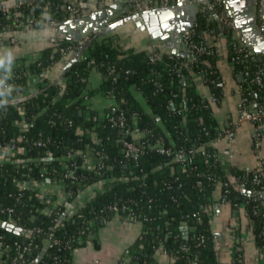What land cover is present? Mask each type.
Listing matches in <instances>:
<instances>
[{
	"label": "trees",
	"instance_id": "trees-1",
	"mask_svg": "<svg viewBox=\"0 0 264 264\" xmlns=\"http://www.w3.org/2000/svg\"><path fill=\"white\" fill-rule=\"evenodd\" d=\"M2 2L5 4V1ZM8 6V11H0V33L6 30L20 32L27 28L57 27L47 23L44 12L52 11L54 19L61 23L72 14L70 8L76 7L68 0H15L14 4ZM214 9L213 13H198L192 28L193 38L206 44L208 34L222 32L226 37L227 58L233 74L240 77L243 93L249 87L252 102H261L264 90L251 81L253 73L261 67L258 54L255 59L237 56L233 51L236 41L232 37V30L218 26L217 16L222 8L216 6ZM15 15L24 21L26 27H14ZM28 16L34 17L35 23L30 25L26 21ZM113 40L108 35L93 41L79 59L63 72L60 81L47 77L39 79L36 92L31 94H25L28 90L27 74L47 70L51 66L52 55L53 58H59V52L53 50L56 44L43 49L41 56L27 65L21 63L15 66L10 62L14 65L11 73L0 64V138L15 132L23 138V142H26L25 139L31 141L41 137L48 140L47 146L32 147L16 157L41 155L47 149L52 154L51 167L60 172L63 169L62 158L67 150L92 147L96 153L106 154L101 174L80 167L75 169V174L87 175L88 185L96 182L112 183L109 188L85 201L69 219L55 221V212H38L36 208L39 202L35 199L18 203L17 212L30 218L27 227L41 228L40 232H32L24 238L32 241L33 249L26 264H69L71 250L87 237L88 221L97 219L99 222L111 217L109 206L113 204L120 207V214L130 213L142 222L141 233L130 246L132 257L138 259L140 264L152 262L155 247L159 244L176 257L172 264H191L193 260L200 264H219L208 209L216 182L222 181L228 183L226 197L231 207L235 208L241 202L245 204L255 244L262 248L264 206L258 208L256 214L253 213L255 204H258L254 197L259 195L261 188L250 181L252 176L261 175L257 171L229 170L233 178L248 177L245 183L247 191H240L231 181L221 160H214L212 156L218 153L213 142L218 138L219 131L212 107L210 103L205 107L206 96L193 82L183 80L190 74L199 75L203 69L207 70L208 78L221 80L215 67L218 56L216 49L208 46L210 54H198L188 62L172 53H163L160 58L151 61L147 51L122 49ZM56 41L58 47L68 44L63 37ZM94 70L102 75L97 90L115 100V105L102 114L95 110L87 114L83 103L85 97L90 95L88 91L85 93L86 83L90 72ZM4 84L9 87L4 89ZM203 85L218 99L222 96V87L210 81H203ZM133 89L142 95L144 105L138 101ZM16 91L18 95L14 94ZM176 92L178 96L174 97ZM180 103L182 106H178ZM19 104L25 109L24 119L29 123L27 129L19 130L12 123L14 119L20 118L17 109ZM178 109H181L180 113ZM120 110L123 111L128 128L133 125L134 118L137 126L152 130L154 137L173 151L194 147L196 152L193 162L184 165L172 154L157 152L151 145L153 140L142 145L137 161L125 159L121 150L123 139L129 137L127 128L122 131L109 120L111 116L116 118ZM201 150H205V154H201ZM6 168L11 171V163ZM13 173L8 176L6 183H0V201L12 205L15 203L11 197ZM69 189L72 190L73 199L77 189L73 183H69ZM125 204L131 206L130 211L123 210ZM193 212L199 213V221L195 222ZM184 224L189 226L186 238L181 229ZM0 234L5 235L7 240L22 238L1 226ZM200 234L204 235L203 242L198 240ZM50 235L58 238L59 244L49 246L47 241ZM38 255L40 259L36 262ZM11 257L12 254L5 264H11Z\"/></svg>",
	"mask_w": 264,
	"mask_h": 264
},
{
	"label": "crops",
	"instance_id": "crops-1",
	"mask_svg": "<svg viewBox=\"0 0 264 264\" xmlns=\"http://www.w3.org/2000/svg\"><path fill=\"white\" fill-rule=\"evenodd\" d=\"M5 1L6 5L15 3V0H1ZM75 5L79 11L75 15L69 17H80L89 14L101 8L106 1L109 0H68ZM240 0H228L227 3L222 4V18L217 16L219 23L218 26L227 28L223 21H232L230 11L240 12ZM128 2L117 11L114 20L122 16V12L127 6ZM185 4V0H178L176 7L181 9ZM216 6L209 10L213 13ZM220 7V6H219ZM87 24V23H86ZM248 24L242 22L241 30L247 29ZM81 30V27H78ZM238 31L240 41L245 45L241 37V31ZM171 36V33H169ZM0 64H5L7 72L10 70L12 62L14 65L29 64L36 58L41 56L42 50L54 45L57 38H66V33H62L60 27L46 26L43 29L27 28L16 32L17 41L10 43L4 38L5 35L0 34ZM111 35L114 42L122 49L145 50L148 53L155 51L158 55L163 53L175 54L181 57L184 61L188 62L192 59V52L183 49V44L180 39L168 37L165 40L153 39L145 30L138 29L133 23L125 22L118 25L114 30L103 33L95 40ZM4 38V39H3ZM208 45L213 46L218 54L216 58V70L221 75L223 82L222 96L215 103H211L212 113L217 121L219 130H223L228 126V123L234 119L240 108L239 78L233 74L232 66L227 58L228 50L226 47V37L222 32H215L208 34L206 37ZM172 43V46L170 45ZM185 46L186 43L184 42ZM188 47V46H187ZM159 56V57H160ZM64 65L61 59L56 65L47 70L45 78L54 79L61 72V67ZM56 79V78H55ZM54 79V80H55ZM39 79L29 76L27 79L28 90L25 94H31L37 90V81ZM102 81V75L98 71H91L86 83V91L90 92L83 101L86 105L87 114L91 110H95L102 114L107 108L115 105V100L101 92L98 89ZM194 83L197 89L206 98L210 95L207 87L203 85L200 75L190 74L186 76L184 82ZM87 92V93H88ZM133 92L138 101L144 105L142 95L133 89ZM257 130L259 133L258 143L259 148L254 146L252 133ZM213 146L219 154V158L225 171L228 173L231 181L234 178L229 174L232 168L242 169L245 171H252L262 167L264 169V121L254 125L251 122L245 121L240 124L236 129L234 136L231 140L225 137H219L213 142ZM105 188L102 182L89 184L80 190L77 195L68 203V211L76 210L81 204L88 199L93 198ZM44 189L49 194L55 195L58 188L53 184H47ZM220 188L215 187L212 192V203L209 207L211 214L212 231L214 233V247L219 264H233L235 246L239 247L244 264H264V250H259L255 244L254 236L251 232L249 220L246 217L244 205L238 208L239 216V230H233L230 224L234 209L227 203L219 201ZM57 200H61L58 197ZM185 225V224H184ZM182 225V227L184 226ZM181 227V228H182ZM142 230V222L138 219H133L125 214H115L107 219L99 222L95 231L88 239H85L71 250L69 264H115L122 258L123 251L130 247L139 237ZM183 236L185 235L182 229ZM237 240V241H236ZM173 258L171 255L162 253L157 250L152 255L151 263L143 264H172Z\"/></svg>",
	"mask_w": 264,
	"mask_h": 264
},
{
	"label": "built area",
	"instance_id": "built-area-1",
	"mask_svg": "<svg viewBox=\"0 0 264 264\" xmlns=\"http://www.w3.org/2000/svg\"><path fill=\"white\" fill-rule=\"evenodd\" d=\"M21 2L24 0H20ZM170 0H135L134 1V7L133 12H139L143 10H147L152 7L157 6H164L168 4ZM256 8H255V20L257 21L258 29L261 31V33L264 35V20L262 19V16L264 14V9L261 3V0H256L255 2ZM8 5H5L0 0V11H8ZM70 12L77 13L78 10L76 7H71ZM222 12V11H221ZM219 14V18H222V14ZM45 18L47 19V23L50 25H59V22L54 19V13L51 11H45L44 14ZM15 23L14 27L17 29H20L22 27H26V24L24 21L18 17V15H15ZM26 21L31 25L35 23L34 17H26ZM225 26L227 28H230L232 30V37L236 41V44L233 46V51L237 53V56L240 55L250 57V59L256 58V53L251 47H248L244 45L239 37H238V31L236 30L234 23L232 21H223ZM193 28V27H192ZM192 28L190 30H185L183 32V38L184 42L188 46V48L192 52V59L195 58L198 54H210L211 49L208 48V43L203 44L202 41H197L193 38V31ZM2 35H5L4 38L10 43H14L17 41L16 31L6 30L2 33ZM2 36L0 35V38ZM3 38V39H4ZM68 44L65 47H58V41H54V51L59 52V58H53V55L51 56V66L48 68L50 69L52 66L56 65L61 59H63L64 65L61 67L60 74L55 77L54 79L57 81L61 80V76L63 72L65 71V67L70 61V58L72 54L75 52V50L78 47V43L71 41L67 38H65ZM58 40V38H57ZM77 43V44H74ZM149 58L151 61H155L157 58H160L161 56L157 54V52L152 51L148 53ZM160 56V57H159ZM36 60V59H35ZM34 60V61H35ZM16 66V65H15ZM2 68L6 71L7 67L5 64H2ZM14 68V65L11 66L10 70L8 72H12ZM47 69V70H48ZM41 71V72H29L27 76H33L38 79H42L45 77V74L47 72ZM207 70L203 69L200 72V77L202 81H210L211 83H214L217 87H222L223 82L222 80H218L215 77L208 78L207 77ZM245 74H248V71L245 72ZM186 77V76H185ZM183 77V80L185 79ZM53 79V80H54ZM252 82H254L259 88L264 90V61H261V67L256 70L253 73L252 76ZM13 82V81H12ZM4 89H7L9 86L8 84L3 85ZM245 94L243 93V89L240 85L239 88V96H240V108L239 111L234 119H232L228 126L223 129L217 131V137H225L228 140H231L234 136L235 129L242 124L245 121L251 122L254 125L259 124L264 121V94L262 95V101L258 103H253L250 99L251 96V90L249 87L245 88ZM14 94L18 95V91L14 92ZM174 97L178 96V93L173 94ZM219 99L216 95L210 94L207 98V104L205 103V107L208 106V103H215ZM178 106H182L180 103ZM17 109L19 110V116L20 118L14 119L12 123L17 126V128L20 129H27L29 127V123L27 120L24 119L25 109L24 107L19 104L17 106ZM179 113L181 112V109H178ZM4 112L6 113V109H4ZM109 120L112 125L119 127L122 131H124V128H127V134L128 138L123 139L122 143V154L125 157V159H133L134 161H137L138 156L142 152V145L145 144V142L151 141V145L156 149L157 152L163 153L166 155H173V157L185 164H191L194 159V153L196 152V149L194 147L183 149L180 148L178 150L173 151L170 147L164 146L163 142L160 139H157L154 137V133L150 129L146 128H140L137 126L136 121L133 118V125L131 127H127V123L123 114V111H119L118 116L115 117H109ZM258 136L259 133L257 130H255L252 133V139L254 141V146L256 148H259L258 143ZM23 142V138L21 139V136L19 134H16L13 132L11 136H7L6 138H0V183H6L8 181V176H10L11 173H13L11 183H12V192L11 197L15 199V203L12 204H6L0 201V226L2 222L11 223L15 226H19L22 230L20 234H16L19 236H22L21 239H13V240H7L5 235L0 234V264H5L7 261V258L12 254V257L10 258L11 264H26L29 262V257L32 255V241L25 240V236L31 235L32 232H40L41 228L34 226L32 228L27 227V221L30 219L28 216H21L17 210L16 205L19 203H24L26 199L28 200H36L39 202L38 207L36 208L38 212L41 213H50V211L55 212L56 217L54 218L55 221H58L60 218H71L73 213H75L81 204L76 210L69 212L68 211V203L72 199V190L69 189V183H73L77 189V193L82 190L84 187H86L88 176H82L75 174L76 168H81L87 171L95 172L97 175H100L102 172V169L105 167L103 159L106 157V154L102 153H96L92 147H86L85 149H79V148H72L70 150H67V152L64 154V157L62 159V171L57 172L56 169L52 168L51 162H52V154L47 149L43 150V154H36L31 155L29 157L23 158V157H16L17 154L24 153L27 150H30L32 147H38L43 148L47 146L48 140L44 138H39L36 140H28L25 139ZM28 141V142H27ZM150 143V142H148ZM201 154H205V150H201ZM214 157V160H218L219 154L214 153L212 155ZM11 163L12 168L11 171L7 167V164ZM23 169V171H22ZM252 171H257L262 176H252L250 178V181L254 185H260L261 191L259 195L254 197V200L258 201V204H255V210H253V213L256 214L258 208L264 206V169L262 167H259L258 169H254ZM248 172V171H246ZM248 177L246 176H240L238 178H234L233 183L236 185V187L240 191H247V188L245 187V183L248 180ZM263 178V182L262 179ZM47 184H53L58 188V192L55 195L49 194L46 192L44 187ZM105 184V183H104ZM111 181L105 184V188L102 190L109 188L111 186ZM228 183L225 181L222 182H216V187L220 188V195H219V201L222 203H229V199L226 197V194L228 193ZM242 187L245 188V190H242ZM58 197H61V200H57ZM240 205L245 204L243 202L239 203L237 207H233L234 213L231 216L230 224L232 229L239 230V216H238V208ZM231 206V205H230ZM123 210H131L130 205H123ZM120 207L116 204L109 206V211L111 216L119 213ZM209 210V209H208ZM246 214V211H245ZM128 217L134 218L130 213H126ZM192 217L195 219V222L200 220V215L198 212H193ZM102 220V219H101ZM100 220V221H101ZM99 221V222H100ZM99 222L97 219H91L88 221L87 225V237L88 239L91 234L95 231L97 228ZM168 225V223H166ZM186 225V224H185ZM187 226V235L189 232V226ZM52 230L53 227H50ZM182 229V228H181ZM13 233V232H12ZM15 234V233H14ZM183 234V233H182ZM198 240L200 242H203L204 235L200 234L198 236ZM237 241V240H236ZM60 240L58 238H55L53 236H48V245L52 246L55 244H59ZM70 248V247H69ZM259 250H264V246L262 248L258 247ZM161 250L162 253L171 255L167 250L163 248L161 244L155 247V251ZM154 251V252H155ZM40 256V255H38ZM37 256V257H38ZM36 257V258H37ZM173 258V262L176 259L175 256L171 255ZM36 260V259H35ZM115 264H140L138 259H134L132 257V251L130 250V247L126 248L123 251L122 258H120ZM191 264H200L196 260H193ZM233 264H244L241 251L239 247L235 246V252H234V260Z\"/></svg>",
	"mask_w": 264,
	"mask_h": 264
},
{
	"label": "water",
	"instance_id": "water-1",
	"mask_svg": "<svg viewBox=\"0 0 264 264\" xmlns=\"http://www.w3.org/2000/svg\"><path fill=\"white\" fill-rule=\"evenodd\" d=\"M135 0H109L104 5L90 12L85 16L68 17L61 23L59 27L62 33H66V38L77 42L78 47L72 54L69 63L64 70L68 69L70 65L79 59L87 47L93 42L95 38L103 33H108L114 30L118 25L125 22L133 23L138 29L145 30L151 38L165 40L168 37L180 39L183 44V49L188 50L184 44L183 32L190 30L197 19L200 10H209L213 6H222L228 0H185L184 6L179 9L176 7L178 0H170L164 6L152 7L147 10L133 12ZM128 2L121 15L127 14L114 20L117 11ZM256 0H240V12L230 11L232 20L236 30L241 31L245 45L251 47L258 59L264 61V35L258 29L257 21L255 20V4ZM264 9V0H261ZM264 20V14L262 16ZM242 22L248 24L247 29L241 30ZM87 23V24H86ZM79 30L78 27H81ZM171 33V36L170 34ZM171 47L172 43H170ZM242 190H245L242 187ZM1 227L9 232L15 234L21 233V228L11 223L2 222ZM185 231L184 237H187V226L182 227ZM40 256L36 258L39 261Z\"/></svg>",
	"mask_w": 264,
	"mask_h": 264
}]
</instances>
